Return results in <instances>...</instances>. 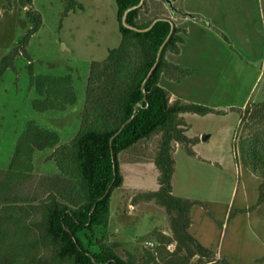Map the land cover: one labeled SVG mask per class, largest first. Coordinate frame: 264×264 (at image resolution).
<instances>
[{"label": "rangeland", "instance_id": "obj_1", "mask_svg": "<svg viewBox=\"0 0 264 264\" xmlns=\"http://www.w3.org/2000/svg\"><path fill=\"white\" fill-rule=\"evenodd\" d=\"M76 1L82 8L63 18L66 0H33L30 6L40 12L42 25L25 54L17 53L0 77V169L10 166L31 122L56 132L60 144L73 138L81 121L91 63L105 60L109 49L121 42L116 0ZM146 1L148 16L163 12L181 25L182 18L191 25L172 60L190 68L192 76L177 82L163 77L161 85L172 99L224 112L184 114L188 136L197 139L190 145L196 157L175 144L173 193L202 203L192 208L190 232L214 250L215 260L226 257L230 264H264V259L258 261L264 256V202L249 209L258 201L262 178L241 163L234 147L239 137L256 130L243 125L238 109L264 102V0H176V9L188 16L173 13L163 0ZM28 9L20 0H0V61L21 46L32 27ZM38 75L71 76L75 102L64 109L36 110L33 101L40 94L32 79ZM159 139L154 135L122 153L124 184L112 193L108 227L97 228L96 237L106 236L122 255L126 243L156 244L154 232L172 234L163 207L154 201L135 202L138 194L159 188L154 164ZM53 152L54 148H47L34 153L36 178L56 172Z\"/></svg>", "mask_w": 264, "mask_h": 264}, {"label": "trees", "instance_id": "obj_2", "mask_svg": "<svg viewBox=\"0 0 264 264\" xmlns=\"http://www.w3.org/2000/svg\"><path fill=\"white\" fill-rule=\"evenodd\" d=\"M32 2L20 0L23 7L29 6L32 27L21 46L0 61V77L17 53L25 54L30 38L42 25L40 12L30 7ZM147 2L139 6L141 0H116L121 42L109 49L105 60L91 63L81 121L73 138L60 144L56 132L31 122L10 166L0 169V264H230L226 257L215 260L214 250L190 232L192 208L201 202L175 195L172 186L175 144L196 157L190 145L197 139L188 136L184 114L224 112L172 99L161 85L163 77L177 82L192 74L171 58L180 53L188 32L172 15L155 12L148 16L144 12ZM81 8L76 0H66L62 18ZM130 8L126 22L139 29L150 27L159 17L171 18L175 25L172 28L168 20L160 19L147 30L129 28L123 16ZM32 80L40 94L33 101L38 111L64 109L76 100L69 75H38ZM238 111L243 125L256 129L234 142L241 163L262 178L258 201L249 208L253 211L264 202V128L258 129L264 125V102L248 103ZM154 135L160 136L154 158L159 188L138 194L135 202L154 201L163 207L172 234L154 232L156 244L148 240L126 243L122 255L106 236L96 237L97 228L108 227L112 193L124 184L122 153ZM47 148H54L56 172L36 178L34 153Z\"/></svg>", "mask_w": 264, "mask_h": 264}, {"label": "water", "instance_id": "obj_3", "mask_svg": "<svg viewBox=\"0 0 264 264\" xmlns=\"http://www.w3.org/2000/svg\"><path fill=\"white\" fill-rule=\"evenodd\" d=\"M144 1H145V0H141V3L139 4V6L142 5V4L144 3ZM175 1H176V0H166L167 4L169 5V7L171 8L172 11H174V12H180V11H179L178 9H176V7L174 6V2H175ZM136 7H137V6H136ZM133 8H134V7H133ZM131 9H132V8L126 10V12H125V14H124V16H123V24H124L125 26L129 27V28H133V29H135V30H140V31H141V30H147V29L151 28L152 25H153L156 21H158V20H160V19L168 20V21L172 24V28H173L174 25H175L171 18L159 17V18H156V19L154 20V22L152 23V25H151L150 27H148V28H146V29H139V28H137V27H134V26H132V25H129V24L126 22V16H127L128 12H129Z\"/></svg>", "mask_w": 264, "mask_h": 264}, {"label": "crops", "instance_id": "obj_4", "mask_svg": "<svg viewBox=\"0 0 264 264\" xmlns=\"http://www.w3.org/2000/svg\"><path fill=\"white\" fill-rule=\"evenodd\" d=\"M166 8H167V5H166ZM182 16V15H181ZM175 19V18H174ZM183 19V21H182V25H183V27H184V29L188 32L189 31V28L191 27V25H190V21L189 20H185V18H182ZM176 21H177V19H175ZM178 22V21H177ZM179 24V23H178ZM179 25H181V24H179ZM171 58L173 59V56H171ZM180 64V63H179ZM181 65L182 66H185L186 67V65H183L182 63H181ZM190 76H192V75H190ZM258 77H259V75H257V79H258ZM179 94V93H178ZM179 95H181V94H179ZM182 96V95H181ZM204 138H203V140H205V138H206V136L204 135L203 136Z\"/></svg>", "mask_w": 264, "mask_h": 264}, {"label": "flooded vegetation", "instance_id": "obj_5", "mask_svg": "<svg viewBox=\"0 0 264 264\" xmlns=\"http://www.w3.org/2000/svg\"><path fill=\"white\" fill-rule=\"evenodd\" d=\"M165 2H166V0H165ZM176 2V1H175ZM175 2H174V4H175Z\"/></svg>", "mask_w": 264, "mask_h": 264}]
</instances>
